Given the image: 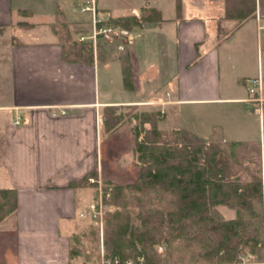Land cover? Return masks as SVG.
Returning a JSON list of instances; mask_svg holds the SVG:
<instances>
[{
	"label": "crops",
	"instance_id": "obj_1",
	"mask_svg": "<svg viewBox=\"0 0 264 264\" xmlns=\"http://www.w3.org/2000/svg\"><path fill=\"white\" fill-rule=\"evenodd\" d=\"M86 1L0 0V189H15L18 201L0 224V264H84L71 244L88 220L87 193L140 175L132 124L106 133L108 107L157 112L164 132L264 141L263 113L247 89L248 79L264 82V0L227 37L220 1L96 0L102 26L155 11L142 26H118L128 35L115 40L94 39ZM68 37L92 45L91 54L67 58ZM93 171L91 186L72 185Z\"/></svg>",
	"mask_w": 264,
	"mask_h": 264
},
{
	"label": "trees",
	"instance_id": "obj_2",
	"mask_svg": "<svg viewBox=\"0 0 264 264\" xmlns=\"http://www.w3.org/2000/svg\"><path fill=\"white\" fill-rule=\"evenodd\" d=\"M215 1L224 4L225 18L233 23L221 31L226 37L257 12L256 0ZM154 12L109 20L108 25L133 29ZM68 40L67 58L91 54L89 43ZM102 119L106 133L132 124L140 167L133 183L103 181L104 195L110 191L105 201L115 207L103 227L106 257L137 262L144 256L146 264H264V142L225 143L185 130L164 132L158 127L159 113L135 106L108 107ZM90 177L97 178V172L72 185L91 186ZM221 206L233 210L234 217L227 218ZM17 208V191L0 189V224ZM91 225L72 238L71 255L84 264H93L100 253L101 230ZM161 244L166 251L160 253L155 247Z\"/></svg>",
	"mask_w": 264,
	"mask_h": 264
},
{
	"label": "rangeland",
	"instance_id": "obj_3",
	"mask_svg": "<svg viewBox=\"0 0 264 264\" xmlns=\"http://www.w3.org/2000/svg\"><path fill=\"white\" fill-rule=\"evenodd\" d=\"M232 24L233 23L231 22V25ZM227 29H229V28H226V30ZM261 81H262V93L261 94H255V95L252 93H250V94H252V96H254V98L257 99L256 103H258V106L260 107L259 109L262 111L263 117H264V82L262 79H261ZM250 108H251V106H250ZM259 109L254 110L253 114L247 118V120L251 124V126L249 125L250 126L249 129L244 128V129H246V133H247L248 137L255 138V137H259V135H260L259 120H260V116H261L260 115L261 111H259ZM126 110L129 111V109H126ZM140 111H145V110H140ZM221 132H222V129L218 128L217 132H215V133H216V135H218ZM230 137H234V136H230ZM218 141L219 142H225V143L229 142V141H222V140H218ZM252 142H257V141H252ZM261 145L263 146V143ZM263 168H264V165H263ZM124 184H130V183H124ZM89 191L90 192L87 193L86 198L88 201L92 202V204H85L84 205L85 207L83 208V210H84L83 213L90 212L91 215H87L86 218L88 220H81L80 223L78 224V228L86 229L87 227L92 226L91 224H95V225L98 224V226L101 230V232H100V239H101V241H100V253H99V258H96L98 261L94 258V257H97V253L93 257L92 261H93V264H103L105 260L110 259V258L106 257V254L104 253L103 227L106 224L107 215L109 214V212L113 211L115 209V207L113 205H111L110 203L105 201L107 198H109L110 191L108 193H105V195H104L103 186L100 188L97 187V188L91 189ZM92 206H94V208H95L94 212L92 210ZM220 210L224 213V215L227 218L234 217L235 213L233 210H230L225 206H221ZM95 212H96V216H94ZM155 248L160 253L166 251L165 246L163 244L158 245ZM130 261L132 262L131 264H146L144 256H140L137 259L138 263L134 259H130ZM244 261H248V259L244 258Z\"/></svg>",
	"mask_w": 264,
	"mask_h": 264
},
{
	"label": "built area",
	"instance_id": "obj_4",
	"mask_svg": "<svg viewBox=\"0 0 264 264\" xmlns=\"http://www.w3.org/2000/svg\"><path fill=\"white\" fill-rule=\"evenodd\" d=\"M82 11L92 12L93 14V22H94V39L97 38L99 35H102L107 40H115L116 38H123L128 35V31L124 28H119L118 26L108 25L102 26L101 22L103 21L99 15L96 8V0H87L81 7ZM262 78H251L247 80V89L252 94H261L262 93ZM94 182L93 179H91ZM93 212L95 211L94 206H92ZM87 215H91L90 212L82 213V217H87ZM96 216V212L94 213ZM130 260L126 262H121L119 259H107L104 261L103 264H131Z\"/></svg>",
	"mask_w": 264,
	"mask_h": 264
}]
</instances>
